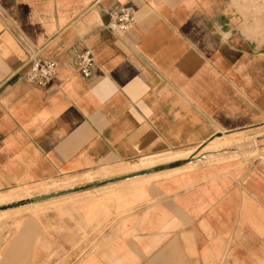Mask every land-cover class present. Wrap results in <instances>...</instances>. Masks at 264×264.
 Listing matches in <instances>:
<instances>
[{"label": "crops", "instance_id": "obj_1", "mask_svg": "<svg viewBox=\"0 0 264 264\" xmlns=\"http://www.w3.org/2000/svg\"><path fill=\"white\" fill-rule=\"evenodd\" d=\"M240 135L260 156L1 222L0 264H264V0H0V193Z\"/></svg>", "mask_w": 264, "mask_h": 264}, {"label": "bare ground", "instance_id": "obj_2", "mask_svg": "<svg viewBox=\"0 0 264 264\" xmlns=\"http://www.w3.org/2000/svg\"><path fill=\"white\" fill-rule=\"evenodd\" d=\"M250 139L254 140V144L258 143L255 137H249L246 135H240L238 137L230 136L229 138H225L223 140H214V141L210 140L211 142H208V144L204 146L203 149L200 150V152H196V153L174 151L172 153H167L160 156H154L148 158L143 157L144 159L138 160L137 162H133V163H126L128 161L126 162L123 161L124 163L117 167L116 166L101 167V169L96 172L95 171L91 172V170H89L88 172H84L83 174L79 173L82 175L75 178L70 177L69 179L67 178L61 181H52L50 183L43 182V183H39L35 187L32 186V188L23 187L18 190H12V191L9 190L0 193V207L14 204L23 200L36 198L37 196H43L54 192H63L86 184H92L97 181L109 180L111 178H115L118 176L132 174V173L140 172L142 170H148L160 165L169 164L179 160H186L185 164L183 163V165L180 167H175V168L173 167L171 169H164L161 171L157 170L146 174H137L132 177L116 180L113 182H108L99 187L88 188L86 190H81L76 192H67L44 200L30 201L29 203L22 204L19 206L0 209V222L3 220H9L10 218H14L23 213L44 210L48 206H61L68 202L77 201L80 198H87L99 192L117 191L121 187L129 186V185L131 187L132 186L137 187L146 182H152L158 179L168 178L180 174L182 172L192 170L196 167L198 168V165L204 160H208L210 162L212 161L219 162L223 158H225V156H227V153L226 155L225 154L221 155L218 154L219 152H223V150H227L228 146L232 145L235 142L238 143ZM216 152H218L217 155L214 154ZM234 153L232 152V154ZM74 175L77 176L76 174Z\"/></svg>", "mask_w": 264, "mask_h": 264}, {"label": "built area", "instance_id": "obj_3", "mask_svg": "<svg viewBox=\"0 0 264 264\" xmlns=\"http://www.w3.org/2000/svg\"><path fill=\"white\" fill-rule=\"evenodd\" d=\"M107 15L108 20L105 26L110 32L116 34L128 33L137 22L134 8L128 4L109 9ZM30 62V70L26 76L29 82L45 84L55 76L56 60L42 59L36 53H32ZM94 63L95 57L91 49L86 48L76 53L75 68L83 77H91Z\"/></svg>", "mask_w": 264, "mask_h": 264}, {"label": "rangeland", "instance_id": "obj_4", "mask_svg": "<svg viewBox=\"0 0 264 264\" xmlns=\"http://www.w3.org/2000/svg\"><path fill=\"white\" fill-rule=\"evenodd\" d=\"M258 141V140H257ZM242 142V143H241ZM241 142H235V143H233V144H236V145H233V146H237V148H236V150H232V152L234 153V152H236V153H234V154H232V152H229V154H231V155H227V156H225V158H223L221 161H226V160H234V159H238V158H244V159H249V157H258V156H260V153H259V149H258V146H259V142L257 143V144H254V140L253 139H250V140H245V141H241ZM245 142V143H244ZM251 143V144H250ZM245 144H249V145H253V146H255V148H249V149H241ZM232 145H230V146H228V149L229 150H231L232 149ZM239 148H240V150H239ZM227 149V150H228ZM188 152H192V153H196V152H200V151H194V150H190V151H188ZM239 153V154H238ZM263 155H264V153H263ZM221 161H219V162H221ZM121 164H117V165H115L116 167L117 166H120ZM115 166H113V167H115ZM112 167V166H111ZM101 168H96V170L95 169H93V170H91V172H96V171H98V170H100ZM88 172V171H87ZM82 174L84 173V172H81ZM82 174H79V173H76V175L77 176H75L74 174H72V175H69V176H64V177H60V178H58V179H55V180H53V181H61V180H65V179H69L70 177L71 178H75V177H78V176H80V175H82ZM50 182H52V181H49V183ZM46 183H48V182H46ZM36 185H38V184H31V185H26V186H19V187H17V188H15V189H13V190H18V189H20V188H23V187H29V188H32V186L33 187H35ZM129 187H131L130 185L129 186H124V187H121L119 190H117V191H105V192H99V193H97V194H108V195H113V194H115L116 192H119V191H121V190H124V189H127V188H129ZM132 187H134V186H132ZM12 191V190H11ZM108 192V193H107ZM96 195V194H95ZM95 195H92V196H89V197H87V198H85V199H89V198H93ZM72 202H68V203H65V204H63V205H68V204H71ZM63 205H61V206H63ZM55 207H60V206H48V207H46L45 209H49V208H55ZM44 209V210H45ZM40 211V210H39ZM35 212H37V211H35ZM35 212H27V213H35ZM23 214H25V213H23ZM23 214H20V215H18V216H21V215H23ZM17 217V216H16ZM10 219H13V218H10ZM9 219V220H10ZM5 221H8V220H3V221H1V222H5ZM0 222V223H1Z\"/></svg>", "mask_w": 264, "mask_h": 264}, {"label": "water", "instance_id": "obj_5", "mask_svg": "<svg viewBox=\"0 0 264 264\" xmlns=\"http://www.w3.org/2000/svg\"><path fill=\"white\" fill-rule=\"evenodd\" d=\"M167 166H168L167 164H164V165H160V166H157L155 168L148 169V170H142L140 172L127 174V175H123V176H118V177H115V178H111L109 180L97 181V182H94L92 184H86V185H83V186H80V187H77V188H74V189H71V190H66V191H63V192H54V193L43 195V196H37L36 198H32V199H29V200H23V201H20V202L14 203V204H10V205H7V206H2V207H0V209L14 207V206H19V205H22V204L29 203L30 201L44 200V199L51 198L53 196H58L60 194H64V193H67V192H76V191L86 190L88 188L99 187V186H102V185H104V184H106L108 182H113V181H116V180H121V179H124V178L132 177V176H135L137 174H146V173L154 172V171H157V170H161L163 168H167Z\"/></svg>", "mask_w": 264, "mask_h": 264}]
</instances>
